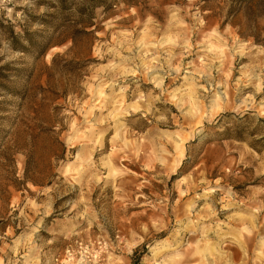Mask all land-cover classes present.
I'll return each instance as SVG.
<instances>
[{
    "label": "rangeland",
    "instance_id": "1",
    "mask_svg": "<svg viewBox=\"0 0 264 264\" xmlns=\"http://www.w3.org/2000/svg\"><path fill=\"white\" fill-rule=\"evenodd\" d=\"M102 1L0 0V264H264V0Z\"/></svg>",
    "mask_w": 264,
    "mask_h": 264
},
{
    "label": "trees",
    "instance_id": "2",
    "mask_svg": "<svg viewBox=\"0 0 264 264\" xmlns=\"http://www.w3.org/2000/svg\"><path fill=\"white\" fill-rule=\"evenodd\" d=\"M40 6L46 7L48 10L53 11V15L45 16L48 20L44 22H40L45 29L52 28L56 20H60L61 23H66L70 18H77L75 24L78 26H90L93 19H94V12L96 9H104L106 11V6L102 0H53V3L50 4L49 2H42L39 4ZM109 11V10H107ZM65 20V21H64ZM69 22V21H68ZM64 25L59 24L57 27H54V30H60L61 27ZM10 37L14 41V45L16 48H13L16 52H21L27 54L29 50L35 51L36 44L30 39L31 34H26L20 38L14 35L13 30H10ZM19 39L25 42L29 46V50L23 48V46L19 43ZM50 43L44 42L41 48H38L37 52H39V57L44 55L47 49L50 47ZM257 135L256 131L249 133V136ZM238 141H242V136H236L235 138ZM259 142H264V138H261ZM253 148V145H249Z\"/></svg>",
    "mask_w": 264,
    "mask_h": 264
},
{
    "label": "bare ground",
    "instance_id": "3",
    "mask_svg": "<svg viewBox=\"0 0 264 264\" xmlns=\"http://www.w3.org/2000/svg\"><path fill=\"white\" fill-rule=\"evenodd\" d=\"M60 264H112L110 258H105L100 253L92 251L70 252L65 257L60 258ZM162 264V263H155Z\"/></svg>",
    "mask_w": 264,
    "mask_h": 264
}]
</instances>
